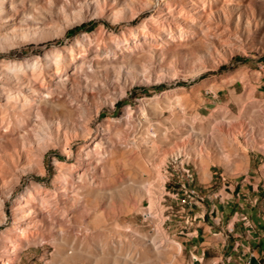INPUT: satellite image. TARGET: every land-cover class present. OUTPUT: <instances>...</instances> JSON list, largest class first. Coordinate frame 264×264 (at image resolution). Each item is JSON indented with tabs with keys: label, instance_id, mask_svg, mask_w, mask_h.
Instances as JSON below:
<instances>
[{
	"label": "rangeland",
	"instance_id": "1",
	"mask_svg": "<svg viewBox=\"0 0 264 264\" xmlns=\"http://www.w3.org/2000/svg\"><path fill=\"white\" fill-rule=\"evenodd\" d=\"M22 74L39 91L29 104ZM39 130L38 164L12 167L4 150ZM177 153L195 169L200 209L182 203L180 175L164 187ZM262 154L264 0L0 1L3 264H177L179 238L213 204L243 232L264 199Z\"/></svg>",
	"mask_w": 264,
	"mask_h": 264
},
{
	"label": "crops",
	"instance_id": "2",
	"mask_svg": "<svg viewBox=\"0 0 264 264\" xmlns=\"http://www.w3.org/2000/svg\"><path fill=\"white\" fill-rule=\"evenodd\" d=\"M201 127V131L207 132V120ZM246 160L245 154H243ZM264 158V154H262ZM198 163V176L203 182H207V158ZM228 155H222L220 161L223 168L231 171L232 167H228ZM239 169L234 171L238 174ZM255 174L264 176V162L258 169H254ZM260 179H258V184ZM250 184V183H248ZM261 187V185H255ZM255 187V189H256ZM256 201L255 205H251L252 210L245 212L240 220L243 222L244 230L242 233H229L228 229H234L237 222V212L234 215L232 223L224 225L223 219L225 215L230 214L229 211H220V216H214L218 213L220 205L213 204L210 206L207 214L211 215V219L207 218V222H196V229L189 228L186 238L180 237L179 244L181 249L176 252L177 264H264V199ZM224 204H228L224 202ZM242 207V205H238ZM225 206H222V208ZM230 208V206H228ZM201 217L205 212H197ZM201 219V218H200ZM202 220V219H201ZM252 257V258H250Z\"/></svg>",
	"mask_w": 264,
	"mask_h": 264
},
{
	"label": "bare ground",
	"instance_id": "3",
	"mask_svg": "<svg viewBox=\"0 0 264 264\" xmlns=\"http://www.w3.org/2000/svg\"><path fill=\"white\" fill-rule=\"evenodd\" d=\"M1 1V0H0ZM76 12V11H75ZM79 13V12H78ZM13 26V25H12ZM15 29V26L13 27H9L8 28V31L6 32V34H3V38L5 40H8V34H10V32L12 30ZM35 36V35H34ZM21 39L20 41L21 42H25L26 41V36L22 33L21 34ZM71 56V55H70ZM27 77L25 74H22V78L19 77L18 78V82L20 84V86H27V89H23L20 91V100L25 103V104H29L32 100V96L35 95V94H38L39 91H37L36 89L32 88L28 83V81H25L23 80V78ZM45 126V125H44ZM60 128V127H59ZM47 137L43 134V131H38V132H35L32 136V140L31 141H28L27 145L26 146H23L21 150H19L18 148L14 147L12 148V150H4L3 152V155L5 156V158H7L12 167L15 166V159H17L18 161L20 160V158L24 157L27 164H35L37 165L38 162H39V159L41 157V152L39 150V147L41 145L44 144L45 140L44 138ZM48 138L50 139V136H48ZM34 146H36L38 148V153H35L34 151ZM9 181V180H8ZM10 186V185H9ZM8 188V185L7 183L5 182V180L3 181V185L1 186L0 185V191H5V189ZM2 194V193H1ZM35 200L34 196L31 195L29 193L28 197H26V199L24 201H22L23 203L22 204H19V201H16L15 202V206H14V216H16V214H21L24 209L23 207L24 206H27V205H31V203ZM45 200V198H44ZM0 201H1V198H0ZM44 206V205H43ZM0 207H1V203H0ZM50 208V207H49ZM48 209V208H47ZM18 229V228H17ZM19 230H23L22 228H20ZM176 248L178 250L181 249L180 245H176ZM0 264H3V262H0Z\"/></svg>",
	"mask_w": 264,
	"mask_h": 264
},
{
	"label": "built area",
	"instance_id": "4",
	"mask_svg": "<svg viewBox=\"0 0 264 264\" xmlns=\"http://www.w3.org/2000/svg\"><path fill=\"white\" fill-rule=\"evenodd\" d=\"M173 164L171 167V174H167L165 177L166 181L164 182V187L171 183L173 179V174H175L178 178L180 175L179 181L176 183L179 186V191L183 193L184 199L182 203L186 206L189 210H194L195 208L200 209L201 203L204 202V197L202 193L199 191L197 186L195 185L194 175L195 169L193 166L189 165L183 159L182 154L177 153L174 158H172ZM168 168V167H167ZM253 205L256 204V201L252 203ZM198 216L197 212L195 213L194 219ZM204 214L201 215V219H203ZM199 218V217H198ZM192 225V224H191ZM228 232L232 233L233 229H228ZM252 258V257H250Z\"/></svg>",
	"mask_w": 264,
	"mask_h": 264
}]
</instances>
